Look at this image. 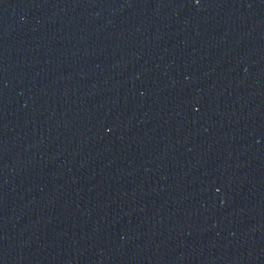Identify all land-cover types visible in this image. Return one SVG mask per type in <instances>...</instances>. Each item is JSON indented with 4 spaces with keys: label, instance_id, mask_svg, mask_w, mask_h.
Instances as JSON below:
<instances>
[{
    "label": "water",
    "instance_id": "obj_1",
    "mask_svg": "<svg viewBox=\"0 0 264 264\" xmlns=\"http://www.w3.org/2000/svg\"><path fill=\"white\" fill-rule=\"evenodd\" d=\"M0 264H264V0H0Z\"/></svg>",
    "mask_w": 264,
    "mask_h": 264
}]
</instances>
